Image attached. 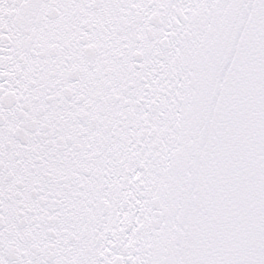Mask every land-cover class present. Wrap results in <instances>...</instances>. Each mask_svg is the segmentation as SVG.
<instances>
[{
	"label": "snow or ice",
	"instance_id": "snow-or-ice-1",
	"mask_svg": "<svg viewBox=\"0 0 264 264\" xmlns=\"http://www.w3.org/2000/svg\"><path fill=\"white\" fill-rule=\"evenodd\" d=\"M0 264H264V0H0Z\"/></svg>",
	"mask_w": 264,
	"mask_h": 264
}]
</instances>
